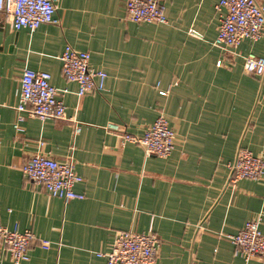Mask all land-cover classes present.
Returning <instances> with one entry per match:
<instances>
[{
    "label": "crops",
    "instance_id": "1",
    "mask_svg": "<svg viewBox=\"0 0 264 264\" xmlns=\"http://www.w3.org/2000/svg\"><path fill=\"white\" fill-rule=\"evenodd\" d=\"M219 1L157 0L168 21L150 24L127 21L124 0H57L58 25L0 28V224L50 242L47 250L32 244L21 264H106L97 253L119 231L155 235V264H264L235 256L224 238L251 219L264 233V177L227 185L239 147L264 160V75L243 66L249 53L264 57V31L255 43L216 48ZM66 45L105 71L102 92L76 95L61 74ZM24 68L68 89L77 135L68 120L26 115L14 129ZM158 115L175 132L167 158L146 157L104 130L116 123L140 136ZM37 153L72 161L85 198L64 202L30 182L21 167ZM0 264H13L6 252Z\"/></svg>",
    "mask_w": 264,
    "mask_h": 264
},
{
    "label": "built area",
    "instance_id": "2",
    "mask_svg": "<svg viewBox=\"0 0 264 264\" xmlns=\"http://www.w3.org/2000/svg\"><path fill=\"white\" fill-rule=\"evenodd\" d=\"M57 0H0V28L9 23L13 30H36L43 24L58 25L56 15ZM126 20L132 23L166 24L167 17L157 0H124ZM215 8L219 15L217 34L213 45L216 48H236L243 40L255 43L264 31V4L260 0H220ZM61 74L70 83L77 85L76 95L81 98L88 93H100L105 88L107 74L90 65V54L66 45L61 56ZM221 61H217L220 65ZM244 70L255 76L264 75V57L249 53L244 57ZM69 93L67 88L58 89L51 84V76L46 72L24 68L20 77V93L14 129L22 131L20 123L25 115L46 120H68L74 135L81 131L76 119L66 117L63 98ZM165 95V92H161ZM1 124V121H0ZM106 133L118 137L123 143H131L142 148L146 157L167 158L175 148V132L166 118L158 115L144 130L142 135H133L116 123L104 126ZM42 146V143H39ZM25 177L51 197L64 202L83 200V193L75 191L82 182L72 161H58L37 153L21 167ZM264 177V160L250 150L239 147L235 159L229 165L227 185H235L241 179L261 180ZM234 247V255L249 260L253 257L264 259V233L259 228V220H248L236 234L224 235ZM34 243L47 250L50 242L37 240L31 230H19L17 226L8 229L0 224V252H6L13 264L28 261V250ZM158 239L151 233L119 231L115 235L111 249L97 253L106 264H155Z\"/></svg>",
    "mask_w": 264,
    "mask_h": 264
}]
</instances>
